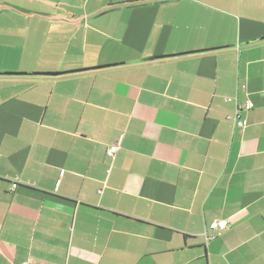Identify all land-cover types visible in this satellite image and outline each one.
<instances>
[{"label": "crops", "instance_id": "0c3cea01", "mask_svg": "<svg viewBox=\"0 0 264 264\" xmlns=\"http://www.w3.org/2000/svg\"><path fill=\"white\" fill-rule=\"evenodd\" d=\"M24 262L264 264V0H0V264Z\"/></svg>", "mask_w": 264, "mask_h": 264}, {"label": "built area", "instance_id": "2783aa9c", "mask_svg": "<svg viewBox=\"0 0 264 264\" xmlns=\"http://www.w3.org/2000/svg\"><path fill=\"white\" fill-rule=\"evenodd\" d=\"M250 107H251L250 103L247 102V103L245 104V109L249 110ZM227 120H233V122H237L238 125L241 124V123H240V116H239L238 112L235 113V115H233V116H228V117H227ZM117 149H118V147H117L116 145H113V146L109 147V148L106 150V156H107L108 158H110V159H113V157H114V155H115ZM210 227H211L212 229L224 230L225 227H226V223H225L224 221L213 222V223H211ZM22 264H28V263L24 262V263H22Z\"/></svg>", "mask_w": 264, "mask_h": 264}, {"label": "water", "instance_id": "95a60500", "mask_svg": "<svg viewBox=\"0 0 264 264\" xmlns=\"http://www.w3.org/2000/svg\"><path fill=\"white\" fill-rule=\"evenodd\" d=\"M61 73H50V75H59Z\"/></svg>", "mask_w": 264, "mask_h": 264}, {"label": "trees", "instance_id": "16d2710c", "mask_svg": "<svg viewBox=\"0 0 264 264\" xmlns=\"http://www.w3.org/2000/svg\"><path fill=\"white\" fill-rule=\"evenodd\" d=\"M231 122H233V120H230ZM233 123H236V122H233Z\"/></svg>", "mask_w": 264, "mask_h": 264}]
</instances>
